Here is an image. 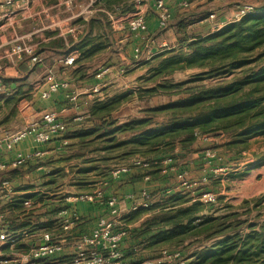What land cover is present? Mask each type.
Returning a JSON list of instances; mask_svg holds the SVG:
<instances>
[{"label": "trees", "instance_id": "obj_1", "mask_svg": "<svg viewBox=\"0 0 264 264\" xmlns=\"http://www.w3.org/2000/svg\"><path fill=\"white\" fill-rule=\"evenodd\" d=\"M131 1L95 0V4L108 11L116 7L123 11L131 8ZM244 4L251 5V11L205 34H193L188 29L197 20L191 19L193 13L177 22L179 47L157 55L162 59L148 71L145 83L137 90V98L144 102L157 95L168 96V101L147 106L140 117H129L121 122L111 116L112 102H94L90 106L82 119L90 125L76 130L75 136L83 145L102 142L100 148L105 154L88 160L84 159V154L75 155L83 157V163H87L76 170L77 174L81 173L75 181L77 186L88 183L83 175L89 172L110 178L111 164L132 156H140L150 163L151 169L138 179H144V175H148L149 180L163 178L162 159L174 160L180 150L192 147L203 133L219 131L224 134L225 141L220 146L237 155L246 149L252 136H264V0ZM209 13L202 18H207ZM97 14L108 21L105 12ZM76 21L86 23L81 18ZM87 45L88 36L67 49L63 58L78 51L75 63L101 49L100 45H93L84 52ZM193 67L202 71L183 81L170 79L176 71ZM23 85L25 80L19 87ZM55 172L58 169L50 173L47 184L56 181ZM166 186L149 192V199L159 196L156 202L147 207L139 206L124 216L131 221L145 212L161 211L160 216L144 220L139 228L128 229L125 240L132 237L135 242L129 249L123 248L121 264H142L147 260L138 253L140 245L157 249L154 256H149L156 258L162 247H178L195 238L202 240L199 249L190 257L194 264H264V219L250 222V230L241 234V222L234 221L239 213L230 205L224 207L229 211L211 213L210 204L201 202L198 193L191 195L189 191L177 189L168 193L171 188ZM35 196L38 194L29 197ZM24 198L15 197L1 208L4 213L2 229L8 232L29 230L39 219L40 213L33 210L26 213L22 209ZM7 210L9 215H6ZM53 212H45L46 220L40 226L50 230L54 222L56 224ZM215 238L221 239L206 245ZM21 239L19 235L14 245Z\"/></svg>", "mask_w": 264, "mask_h": 264}, {"label": "crops", "instance_id": "obj_2", "mask_svg": "<svg viewBox=\"0 0 264 264\" xmlns=\"http://www.w3.org/2000/svg\"><path fill=\"white\" fill-rule=\"evenodd\" d=\"M75 1L12 0L10 4H4L0 0V43L5 44L16 40L33 43L36 45L37 52L41 57V60L33 65L27 56L14 61H2L0 67V84L3 86L0 92V133L20 129L32 120L38 119L46 111L56 112L59 118L65 122L69 123L72 120L81 127L87 126L88 124L82 125L80 122L87 115L86 111L92 104H89L87 109H84L86 106H84V103L82 104L83 100L87 101L92 96H98L97 100H103V89H108L109 85L116 80H122L119 86L121 91L119 92H129L131 89H126L127 84H125L124 80H135L137 82L138 78L145 73V71H137L139 70L137 68L135 71H129L125 75H120V68L116 67L117 65L114 64V61L117 59L121 62L130 63L131 61L128 58L133 57L134 48L145 45L144 40L147 36L143 39L141 35L136 36L129 33L128 35L126 32H119L116 35L111 32L108 21L101 19L97 12L91 11L94 14L86 17L84 9L75 11ZM214 1L192 0L190 8L187 9L188 11H184L178 7L176 0H166L171 8L172 18L166 27L160 28L153 9L154 0H148L149 9L152 11H149L147 16V35L152 34L153 36L157 34L161 40L159 48L153 45L149 48L148 52L154 54L165 49L179 47L177 22L182 17L187 16L188 13H193L191 19H197L192 24L199 25L194 31L195 34H205L212 31L211 25L213 22L208 18L202 17L205 13L207 14V12L214 10L211 6ZM230 1L221 5L217 11L215 10V22L223 25L231 22L236 16L237 9L243 5L239 0ZM77 18L84 19L86 23L77 22ZM61 22H69L76 26L78 28V38L73 39L68 35L60 33L57 25ZM122 33H126V35L120 37ZM87 36L88 45L83 49L84 52L93 45H100L101 49L82 61L75 62L73 65H66L63 58L64 52L67 49H71ZM60 41H62L61 46H59ZM69 54H75L77 58L80 52L73 51ZM98 57L106 61V65L103 69L94 72L95 66L89 63V61ZM49 71H60L57 74L58 77L68 80L70 86L73 83L76 84L77 90L74 91H77V97L74 101L67 100L65 92L61 90L49 99H42L32 94V90L43 86L44 79ZM22 80H25V85L19 87ZM94 88H98V91L92 92ZM107 89H104V93L108 92ZM63 144L64 142L61 137H54L46 144H37L33 137L29 135L16 143L12 150L6 151L0 149V162L12 160L18 153L27 154L34 149L43 151V155L40 158H33L20 167L10 168L6 171V178L15 187L13 198L24 196L23 200L34 199L29 196L39 190L36 189L37 184L38 188H40L39 184H42V182L43 184L46 183L51 176L50 173L54 170L53 167L43 165L41 162L60 155ZM237 169L239 170V168ZM142 174L143 170L131 168L128 173L117 179L104 176L102 183L104 184L105 194L112 195L113 193H117L116 195L123 196L133 193L138 195L142 189L148 192L160 189L165 182V179L162 178L152 180L138 179ZM30 186H33L34 189ZM48 186L49 184H47ZM172 191L168 190L167 192L171 193ZM73 194L75 193H69V195H65V197H61L60 199H43L41 204L32 209L34 212L40 213L41 216L32 223L29 230H26L27 236L22 237L18 244L12 246L5 241L0 242L3 254L5 256H13L14 254L20 256L27 253L40 231L48 228L47 226H40V223L46 220L44 216L45 212L53 210V217L57 220L58 212L61 209H74L77 211L79 219L76 221L73 229L67 232L57 231L54 222L49 230L55 234L58 240H62L65 244V251L62 256L69 257L73 251L75 235L80 232L91 231L98 219L106 213L104 205L69 199ZM158 199L159 196H156L151 198L150 201L154 203ZM5 204L0 202V210ZM130 204V201H126L124 205L127 208L126 213L130 211L128 209ZM27 212L30 211L28 210ZM6 215H9L8 210L6 211ZM145 215L146 218L150 213ZM143 221L144 219L141 216L134 224L136 229L140 227ZM134 242L135 238L128 237L123 243V248L125 250L129 249ZM41 263L44 264L45 262L42 261Z\"/></svg>", "mask_w": 264, "mask_h": 264}, {"label": "rangeland", "instance_id": "obj_3", "mask_svg": "<svg viewBox=\"0 0 264 264\" xmlns=\"http://www.w3.org/2000/svg\"><path fill=\"white\" fill-rule=\"evenodd\" d=\"M145 1L148 3V0ZM210 1L212 0H209L208 2ZM239 1L242 2L241 4L249 3V2L252 3V0H239ZM229 2L231 1L215 0L213 2V5L211 6L214 9L213 11L216 12L221 5ZM74 5H75V11L84 9V11L86 12L84 13V15L86 17L94 14L93 12H91L92 10L90 6V0H76L74 2ZM132 9L133 8L131 4L130 9L123 11L120 10V13L126 14L131 12ZM234 9L236 8L234 7ZM149 11L152 10L149 9ZM184 11H188V10H184ZM198 27L199 25H190L188 29L191 32H193V34H195L194 31ZM110 30L112 33L116 35H118L119 33L117 31H113L111 27ZM126 33H122L120 37L126 35ZM143 37H144L143 39L146 38L144 40L145 42L144 44L146 46L142 45L141 47H138L139 49H141V51L137 56L135 55V49L137 47L134 48L133 57L128 58L131 61L130 63L121 62L120 60L117 59H115L114 61V64L117 65L116 67L120 68L119 69L120 75H125L129 71H135L137 70V68H139V70L137 71H145V73L138 78L137 82L135 80H124L125 84H127L126 89H131V91L119 92L121 91L119 89V86L120 83H122V80L119 81L116 80L115 82L109 85L108 89L104 88L107 89L108 91L107 93H104L105 90L103 89V95H102L104 96L103 100H97L98 96L97 97L92 96L87 101L83 100L82 104L84 103V106H86V108L84 109H87L89 104H93L94 102H103L107 100L109 102H112L111 116L116 117V119L119 120V122H121L122 120L124 121V119L129 117H140L141 115L144 114V109L147 106L159 105L170 99L168 98V96H163V95L154 96L148 102H144L137 98V90L140 87H142L143 84L145 83L144 78L146 77V74L152 67L157 65L158 62L162 59L161 57H157V55L160 54V52L154 54H152V52H148L149 48H151L153 45L159 48V44L161 43V40L158 38V35L154 34L152 36V34L147 35V33H145ZM174 48L165 49L164 52L171 51ZM172 52H170L169 54H171ZM89 63L95 66L94 72L98 71L99 69H103L106 65L105 64L106 61L102 60L100 57L90 60ZM132 64L134 65L133 67ZM200 71H202V69L196 67L187 68L181 71H176L174 74L171 75L170 79L173 81H183L195 76V74H197ZM51 72L54 74V76L57 79H61L60 77L57 76V74L60 73V71L58 72L51 71ZM48 74L49 72L47 73L44 82L47 79ZM224 78L228 79L229 77H224ZM70 87L73 90H77V86L75 83H73V85H71ZM88 110L86 111V114H88ZM80 124L82 125L88 124L87 126H89L90 122L81 120ZM83 127L86 126L81 127L72 120H70L68 123L67 131L64 134H62V136H60L62 139L67 141L61 147V152H60L61 154L56 156L55 158L53 157L50 158V160H44L41 162L43 165L51 166V168L53 167L54 169L53 172L58 169V172L57 173L55 172L53 174L56 176L55 177L56 181L50 183L48 187L46 183L49 180H47V182L44 184L43 182L42 184H39L41 186L40 188H38V184H37L36 189L39 190L36 193L39 195L35 196L34 199H30L31 202L33 203V207L31 206L30 208H25L24 206H22L23 207L22 209L25 212L28 210L31 211L38 204H41V202H43L42 201L43 199L44 200L54 199V198L60 199L65 195H69L67 193L76 194L81 192H88L96 188H103L105 191V188L103 187L104 184L102 183L103 181L102 178L104 176L96 175L93 172H89L88 174L83 175V177H85L84 180L87 181L88 183L83 184L81 187L75 184L77 178L81 177V173L77 174L76 170L78 171V169H80L81 167L87 164V163L86 164L83 163V157H75V155L84 154V159L88 160V159H97L101 155L105 154V152L102 151L100 148L103 145L102 142H94L88 145H83V143H81V139L75 136V131ZM202 136L203 139L198 138V140L192 147L184 148L180 150V152L176 154L174 160L169 157H164L162 159V161L160 162L163 167L161 174H163L162 179H165V182L161 187V189H164L165 186L167 185L168 187L171 188L169 189L171 191L172 189L182 190L184 192L189 191L191 195H195L202 191H210L216 194V202L208 205L209 206L208 209L211 210V213H215L216 211H217L216 213H224L226 211H229L224 208L225 205H230L234 211H237L239 213V215L234 217V221L241 222L240 225L242 226V231L240 233L244 234L250 230L249 228L250 222L254 220L262 221L264 219V136L263 135L252 136L248 141L246 149L238 155L226 149V147L220 146L221 144L224 143L225 137L224 134H221L219 131H213V132L211 131L210 133H207L206 135H202ZM95 148H97V151L94 152L93 149ZM208 148H212L216 153V159L209 163L204 159H202L200 156L203 149H208ZM136 157L140 159L142 158L140 156H132L121 161L116 160L111 164V169L113 170L118 166H128L131 164L132 160H134ZM95 164L102 165L101 163L98 162L97 163L95 162ZM210 166L212 168L214 167L226 168V172L221 170L218 171L216 175L213 176L210 175V177H208L210 173L209 172ZM237 168H239V170ZM138 169L143 170L144 173L149 169H151V167L148 166L147 168H138ZM178 172H182V179L186 181L187 183L186 185H182L181 179L177 177ZM204 176L207 177L206 180L202 179ZM50 178L51 177H49L48 179ZM30 187L33 188V186ZM113 194H117V193H113ZM137 200H140V198H138ZM150 204L151 201H149V205ZM126 211L127 208H125V210L122 211L123 215L121 214L122 217H120L121 219L120 221L128 229L129 228L135 229L136 227L134 226V224L141 216L145 220L150 217H158L161 215V211L155 209L145 212L136 220L130 221L127 220V217H124L126 214L129 213V212L126 213ZM148 213H150V215L145 218L146 216L145 214ZM219 239L221 238L211 239L206 242V245H210L211 243H213L214 241H218ZM201 240L202 238H195L191 241L187 240L185 243L181 244V246L178 247L164 246L162 248L179 249L183 252V254L185 253L184 256L185 258L188 259L189 264L190 263L194 264V259L190 257L196 250L199 249L198 245ZM156 250L157 249L146 248L140 245L138 247V253L139 254L141 253L143 258L145 257V259H147L144 260L142 264H155L158 258L160 257V255H158L156 258L155 257L150 258L149 256L152 255L154 256V253H157L155 252ZM170 264H178V263L175 260H172Z\"/></svg>", "mask_w": 264, "mask_h": 264}, {"label": "built area", "instance_id": "obj_4", "mask_svg": "<svg viewBox=\"0 0 264 264\" xmlns=\"http://www.w3.org/2000/svg\"><path fill=\"white\" fill-rule=\"evenodd\" d=\"M4 4H10L12 0H2ZM26 1V0H22ZM180 9L187 10L190 8L192 0H176ZM92 11H103L107 15L109 26L113 31L127 32L131 35H143L147 33V16L149 5L145 0H132V11L121 14L119 7L113 11H108L101 6L95 4V0H90ZM153 9L160 28L166 27L171 18L172 11L166 0H154ZM252 6L244 4L237 9L236 16L232 19L238 20L244 14L251 11ZM212 21L211 30H218L224 25L215 22L216 13L211 11L207 17ZM231 21V22H232ZM60 33L70 36L73 39L78 38V28L69 22H61L57 25ZM144 38V37H143ZM141 49H135V55L140 53ZM27 56L33 65L41 60L37 52V47L33 43L25 41H12L8 43H0V67L2 61H14ZM76 59L75 54H69L64 58L66 65H72ZM3 89L0 84V92ZM64 91L65 97L69 101H74L77 97L76 91L71 89L70 82L65 79H57L54 74L49 71L47 79L40 88L32 90V94L42 99H49L58 91ZM98 91L94 88L92 92ZM68 123L59 118L54 111L43 112L42 115L32 120L25 126L15 131H3L0 133V149L6 151L12 150L14 145L26 136H32L37 144H46L54 137H60L67 131ZM207 133L199 135V139ZM203 139V138H202ZM206 139V138H204ZM63 142L67 141L63 139ZM43 151L34 149L30 153H18L14 159L8 162H0V202L7 203L15 195V187L12 182L6 178V171L10 168H16L24 165L33 158H40ZM201 158L208 163L216 159V153L212 148L203 149ZM150 165L145 159L136 157L128 166H118L110 172L111 179H117L128 173L131 168H147ZM225 171L226 168L210 166L209 176L216 175L218 171ZM177 177L181 179L182 185H186V181L182 179V172H178ZM145 180H149L148 175H144ZM206 180L207 177H203ZM198 199L205 204L216 202V194L210 191H202L198 193ZM140 198V200H137ZM149 193L142 189L138 196L128 193L123 196L116 194L106 195L103 188H96L92 191L81 192L71 195L69 199L78 202L95 203L106 207V214L101 216L95 227L89 232H80L74 237L73 251L69 257L62 256L65 251V244L62 240H58L55 234L48 229L41 230L35 242L30 246L27 253L16 256H5L0 248V264H121L123 259V243L128 235V228L120 221L122 211L125 210L126 201H130L129 210L137 209L139 206L147 207L149 205ZM25 208L33 207L30 199L23 201ZM122 214V215H121ZM4 213L0 210V242L5 241L10 246L14 245L19 235L27 236V231L8 232L2 229V219ZM79 219L76 210L61 209L57 215L56 227L63 232L70 231ZM160 257L155 264H170L175 260L178 264H189V261L179 249L160 250Z\"/></svg>", "mask_w": 264, "mask_h": 264}]
</instances>
